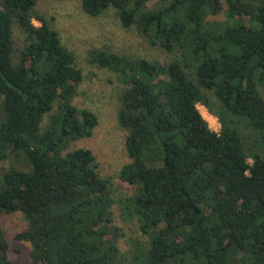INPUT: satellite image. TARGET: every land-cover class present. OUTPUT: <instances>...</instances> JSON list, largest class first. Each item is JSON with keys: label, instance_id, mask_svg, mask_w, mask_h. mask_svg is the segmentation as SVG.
Masks as SVG:
<instances>
[{"label": "trees", "instance_id": "1", "mask_svg": "<svg viewBox=\"0 0 264 264\" xmlns=\"http://www.w3.org/2000/svg\"><path fill=\"white\" fill-rule=\"evenodd\" d=\"M39 1L0 0V162L26 164L0 175V214L26 219L30 264H264V0H80L173 55L88 58L123 87L118 177L134 190L123 215L148 239L131 261L112 232L110 181L91 150H69L99 118L73 105L83 71ZM17 254L0 226V264Z\"/></svg>", "mask_w": 264, "mask_h": 264}, {"label": "rangeland", "instance_id": "2", "mask_svg": "<svg viewBox=\"0 0 264 264\" xmlns=\"http://www.w3.org/2000/svg\"><path fill=\"white\" fill-rule=\"evenodd\" d=\"M155 3H159V0H153L150 6ZM37 9L52 19L53 27L59 32L62 43L76 54L78 65L83 71L84 81L72 103L80 109L96 113L99 125L91 138L72 142L69 150L79 148L91 150L98 163L99 175L110 181L114 222L112 232H118V245L122 252L129 253L131 261L133 256L131 252L137 251V255H140V250L148 243V239L134 222L124 220L126 216L123 215L122 203L134 192L131 186L118 177L122 166L129 162L126 152L127 131L119 126L117 120L123 87L114 73L92 65L88 58L92 50L108 47L114 53L131 60L144 58L164 66L171 61L173 55L164 52L158 46H152L136 29L125 30L113 10L99 18H92L83 11L80 0H40ZM215 19L223 20L225 15ZM34 24L40 25L37 21H34ZM16 36H19V32H16ZM18 43L21 46L19 40ZM198 108L205 120H209L212 128L215 118L203 106L199 105ZM56 110L57 105L52 114ZM48 122L49 118L46 117L43 127H46ZM249 134L250 131L244 129V136ZM10 154L15 157L13 152ZM25 165L23 160L19 164L15 158L0 162V175L9 168L15 166L26 168ZM0 226L11 250L19 252L14 264H30L31 246L17 239V235L28 227L24 216L21 213L0 214Z\"/></svg>", "mask_w": 264, "mask_h": 264}, {"label": "built area", "instance_id": "3", "mask_svg": "<svg viewBox=\"0 0 264 264\" xmlns=\"http://www.w3.org/2000/svg\"><path fill=\"white\" fill-rule=\"evenodd\" d=\"M212 117L215 118V123L212 125V128L210 126L211 125L210 122H208L209 120L208 121L206 120V121L210 124L209 126H210L212 131H214L216 133H219V131L221 129V124H220L219 120L216 117H214V116H212Z\"/></svg>", "mask_w": 264, "mask_h": 264}]
</instances>
